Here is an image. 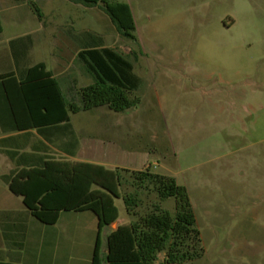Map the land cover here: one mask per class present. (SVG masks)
<instances>
[{
    "label": "rangeland",
    "instance_id": "rangeland-1",
    "mask_svg": "<svg viewBox=\"0 0 264 264\" xmlns=\"http://www.w3.org/2000/svg\"><path fill=\"white\" fill-rule=\"evenodd\" d=\"M122 1L132 9L135 40L122 36L99 7L0 0V56L8 55L11 40L30 35L25 63H45L66 98L77 103L80 88L92 79L71 33L98 34L105 47L134 59L141 101L106 121L129 117L131 144L148 153L151 171L187 188L204 249L203 258L187 264H264V0ZM32 5L42 11L41 19ZM11 68L0 62V73ZM103 110L82 111L72 122L97 131L105 122ZM124 177L120 192L142 199L138 214L158 203L155 192L133 185L130 173ZM115 204L122 222L136 218L127 215L122 199ZM174 205V199L162 203L171 213ZM32 219L38 227L29 236L51 238L52 260L88 261L97 232L94 213L62 212L54 225ZM111 229L102 232L103 251ZM165 257L160 254L156 264Z\"/></svg>",
    "mask_w": 264,
    "mask_h": 264
},
{
    "label": "trees",
    "instance_id": "trees-1",
    "mask_svg": "<svg viewBox=\"0 0 264 264\" xmlns=\"http://www.w3.org/2000/svg\"><path fill=\"white\" fill-rule=\"evenodd\" d=\"M86 7H99L119 33L136 39L132 9L122 0H70ZM41 19L39 7L32 5ZM3 24L0 16V34ZM79 45L78 60L83 63L92 83L79 90L80 103L64 95L59 80L39 62L23 68L32 45L31 36L10 41L15 70L0 73V87L12 110L11 131L62 124L70 125L71 114L106 107L114 112L136 108L141 99L135 94L142 80L134 72V59L105 47L103 38L90 31L71 33ZM26 40V41H25ZM14 167L0 176L1 182L41 223L54 225L62 212L91 211L97 218V232L90 264H156L165 253L164 264H187L204 257L200 232L187 188L172 176L157 174L147 167L129 172L110 170L102 165L57 159L13 161ZM124 173H130L133 185L155 192L158 203L144 214L135 208L142 205L137 194L122 193ZM115 199H122L127 215L136 216L128 223H118L106 237L102 232L120 220ZM174 199V212L162 203ZM8 264V263H0Z\"/></svg>",
    "mask_w": 264,
    "mask_h": 264
},
{
    "label": "crops",
    "instance_id": "crops-1",
    "mask_svg": "<svg viewBox=\"0 0 264 264\" xmlns=\"http://www.w3.org/2000/svg\"><path fill=\"white\" fill-rule=\"evenodd\" d=\"M6 50L8 55L0 56V62H6L12 70H15L10 47H6ZM22 67L30 66L24 63ZM53 75L55 76L54 73ZM114 113L118 112L108 108L100 111L99 116L105 119V122L98 127V132L88 124L75 126L72 115L76 114H71L70 125L62 124L52 128L45 126L40 130L30 128L24 131H11L9 127L13 124L12 110L0 87V161L5 162L3 168H0V176L14 167L13 161H45L51 156L57 159L98 164L110 170L123 169L133 172L152 167L153 163L149 161L148 153L145 150H136L131 144L134 124L130 125L127 120L129 117L118 121H106ZM121 126L125 129H120ZM22 203V199L19 201L0 180V263L72 264L70 257L52 260L51 238H30V229L38 225ZM118 222L123 223L121 219ZM116 227L111 226L112 229ZM92 252L93 249L88 261L83 264L91 263Z\"/></svg>",
    "mask_w": 264,
    "mask_h": 264
}]
</instances>
